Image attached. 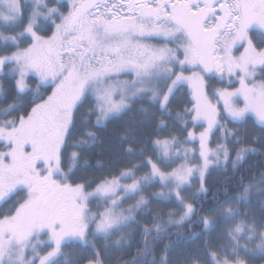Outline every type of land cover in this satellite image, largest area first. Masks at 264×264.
Segmentation results:
<instances>
[{
    "label": "snow or ice",
    "instance_id": "snow-or-ice-1",
    "mask_svg": "<svg viewBox=\"0 0 264 264\" xmlns=\"http://www.w3.org/2000/svg\"><path fill=\"white\" fill-rule=\"evenodd\" d=\"M254 32L264 35V0H0V264H78L64 251L72 246L104 264L100 241L105 253L139 244L123 264L264 260V219L242 211L254 198L264 211V171L225 178L224 199H206L214 172L235 173L257 153L241 128L264 133V40ZM186 86L190 107L174 112ZM134 111L139 125L155 122L154 138L134 124L120 137L138 163L78 182L97 130ZM193 223L202 233L226 225L225 242L174 261L184 237L172 241L171 229Z\"/></svg>",
    "mask_w": 264,
    "mask_h": 264
},
{
    "label": "trees",
    "instance_id": "trees-1",
    "mask_svg": "<svg viewBox=\"0 0 264 264\" xmlns=\"http://www.w3.org/2000/svg\"><path fill=\"white\" fill-rule=\"evenodd\" d=\"M251 38L253 39L254 43H259L261 40H264V35H261L259 32H254L251 34ZM218 79L210 80L209 83L212 87H216L217 84L219 86H225V83H220L217 81ZM0 81L5 84V87L9 85V81L7 78L0 75ZM32 88H35L36 81H30ZM50 89H48L49 92ZM42 93L47 94L44 88L40 90ZM188 92L187 86L182 89L179 93H177L174 103L171 105V108L174 112L181 111L185 107H190L187 104V100L190 98L185 93ZM30 99V97H29ZM90 105H85L82 112L87 111V108ZM141 105H136V108H139ZM147 107V105H144ZM158 115V114H157ZM94 119V118H93ZM143 119L139 116L138 113L135 111L125 115L112 123H109L106 128H101L97 130V141L96 145L85 154V159L90 161L92 167L88 169L81 168L80 171L77 172L78 182H82V180H90L95 176H99L102 172L113 169V168H122L126 164L129 163H138L137 160L131 157H125L123 155V148L127 147V144H123L121 142L120 137L125 133L126 128L130 124H134L138 126V134H142L143 137L147 139H151L155 137V122H152L151 127H144L139 125V121ZM230 128H233V124H229ZM173 134L179 135V132L176 131ZM161 138H164L168 135V132H160L159 133ZM241 135L247 138V144L249 146L255 147L257 149V153L250 156L247 160V163L237 172L233 173L231 170L228 171L227 175H221L219 172H214L209 178L207 182V187L209 188V195L206 199L209 202H213L212 193L216 191H220V195L215 197L216 200H223V190L226 186H224L221 181L225 178H231L234 181H239L242 175L246 176L245 183L255 176L256 178L259 177V173L264 171V168L261 165H264V147L261 146V143L253 144L252 141L256 138L264 136V133H261L259 127H253L252 125H247L244 128H241ZM80 139V132H76L73 135L72 140L69 143H73L76 140ZM264 143V142H262ZM73 151H77L74 148H68L67 152L70 154ZM97 162H102L105 164L104 169H97L95 165ZM83 163V161H81ZM251 170V171H250ZM143 171H146L143 170ZM79 178H82L79 179ZM261 199L254 198L252 205H250L247 209H242V211H247L249 216L255 217L256 219H264V211L261 210L260 207ZM152 208H156L157 205H152ZM163 208V206H159ZM167 208H163V211H167ZM203 214V213H202ZM226 225L220 224L219 227L216 228L215 231L203 232L202 233V226L197 225L196 223L188 225L186 228L176 229L172 228L171 232L173 233L172 241L175 240V234L180 233L184 240L181 241L178 246L174 249L173 252V259L174 261L181 260L182 254L185 252H192L195 250H204V245L206 242H212V244L216 243H224L225 241L221 240L220 234L224 231ZM134 229H129L128 231H133ZM198 234L199 238H196L192 234ZM119 236L113 237V240L118 239ZM134 239H139L138 236L134 237ZM170 240H163L162 244H168L172 242ZM103 241H100L96 244V248L98 251L101 252L102 258L104 259V264H116L117 260L123 264V260L130 259L133 254H135L137 248L140 246L139 244H133V247L130 251L123 250L120 252L117 251H109L107 253L103 252ZM66 253H69L67 259L76 260L78 264H86L85 259H81V257L91 259L92 258V251L91 249H82L79 246H72L64 249ZM260 261L259 259L255 260V262ZM253 262V261H252Z\"/></svg>",
    "mask_w": 264,
    "mask_h": 264
},
{
    "label": "rangeland",
    "instance_id": "rangeland-1",
    "mask_svg": "<svg viewBox=\"0 0 264 264\" xmlns=\"http://www.w3.org/2000/svg\"><path fill=\"white\" fill-rule=\"evenodd\" d=\"M171 46V45H170ZM0 75H2V74H0ZM257 75H259V73H257ZM218 81V80H217ZM219 82V81H218ZM221 83V82H220ZM225 83V86H219L218 84H217V86L215 87V88H223V87H227L228 85H227V81H225L224 82ZM239 85L238 84H236V87H238ZM33 89H35V88H33ZM42 89V88H41ZM40 89V90H41ZM49 92H50V90H49ZM48 94V93H47ZM46 95V94H45ZM229 126V125H228ZM230 128V127H229ZM200 130H202V129H197V131H200ZM213 140H215L216 139V137H213L212 138ZM198 144H196L195 145V147H197L198 148ZM215 145L213 144V147H214ZM190 147H191V145H190ZM139 174H143L142 172L141 173H139ZM195 189H193V191H194ZM155 191H158V189H155V188H151V189H148V192H155ZM261 199V198H260ZM129 203H131V201L129 202ZM125 207H127V204L125 205ZM93 208H94V205H93Z\"/></svg>",
    "mask_w": 264,
    "mask_h": 264
},
{
    "label": "flooded vegetation",
    "instance_id": "flooded-vegetation-1",
    "mask_svg": "<svg viewBox=\"0 0 264 264\" xmlns=\"http://www.w3.org/2000/svg\"><path fill=\"white\" fill-rule=\"evenodd\" d=\"M250 264H264V260H260V261H253V262H250Z\"/></svg>",
    "mask_w": 264,
    "mask_h": 264
}]
</instances>
